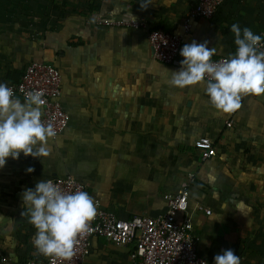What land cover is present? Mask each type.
<instances>
[{"label":"crops","instance_id":"crops-1","mask_svg":"<svg viewBox=\"0 0 264 264\" xmlns=\"http://www.w3.org/2000/svg\"><path fill=\"white\" fill-rule=\"evenodd\" d=\"M197 1L153 0L141 10L142 0H21L0 9V83L17 82L30 61H44L60 71V102L70 115L63 133L49 139L48 157L21 153L0 168V264L46 258L31 243L36 230L21 215L22 193L63 175L82 182L100 207L120 218L165 213L166 196L185 182L183 215L200 236L198 254L214 261L232 249L241 264H264V94L246 96L236 112L221 114L203 83L169 85L165 69L178 71L183 57L159 61L148 40L152 28H161L179 34L181 48L207 41L216 49L212 58L229 57L237 47L232 24L264 31V0H224L186 31L183 20ZM130 15L147 27L93 22ZM203 136L212 142L206 159L195 147ZM133 249L94 236L82 264H136Z\"/></svg>","mask_w":264,"mask_h":264},{"label":"clouds","instance_id":"clouds-1","mask_svg":"<svg viewBox=\"0 0 264 264\" xmlns=\"http://www.w3.org/2000/svg\"><path fill=\"white\" fill-rule=\"evenodd\" d=\"M153 0H142L140 9L146 10ZM132 21L136 18L132 15ZM230 31L237 46L234 54L218 62H212L216 49L207 47V41L193 40L180 50L183 57L178 71L171 74L169 85L179 89L203 83L209 104L221 114H231L241 108L246 96L264 94V50L261 35L234 23ZM207 77V80L205 78ZM42 91L25 93L23 101L5 83H0V168L6 158L48 157L50 138L57 133L51 124L41 117L46 101ZM42 162V160H41ZM43 163V162H42ZM28 173L34 171L29 167ZM21 215L28 218L36 232L32 245L38 255L70 261L78 238L92 231L90 224L97 215L94 198L84 190L66 193L52 180H40L35 188L22 193ZM242 204V202H241ZM26 206V207H25ZM236 210L243 214L241 205ZM214 264H241L240 257L232 249L214 256Z\"/></svg>","mask_w":264,"mask_h":264},{"label":"built area","instance_id":"built-area-1","mask_svg":"<svg viewBox=\"0 0 264 264\" xmlns=\"http://www.w3.org/2000/svg\"><path fill=\"white\" fill-rule=\"evenodd\" d=\"M224 0H198L189 9L183 20V29L189 30L194 18H211ZM94 24L101 27H129L145 28L147 23L143 19H109L96 17ZM261 35V49L264 50V31ZM148 40L155 59L164 63H172L177 59L181 48V36L165 31L161 28H152L148 32ZM226 56L211 58L212 62L226 59ZM207 80V77L205 78ZM60 71L44 62L30 61L17 82L7 85L13 89L14 95L21 100L29 91H42L46 104L43 106L42 121L51 124L57 135L63 133L67 127L70 115L62 108ZM232 120H228L230 125ZM195 147L200 150L201 158L206 159L212 154V142L208 137H199ZM192 175H189V179ZM61 191L72 193L77 190L86 191L85 185L72 175L53 176L49 178ZM47 179V180H49ZM187 183L183 182L175 194L166 196L167 209L165 213L149 216L140 215L132 218H120L113 212L105 210L95 201L97 215L91 222L92 231L78 238L74 247V255L70 261H61L55 257H46L43 260L31 261L28 264H82L89 253L91 238L99 236L115 245L132 243L134 249L130 254L136 264H214V261L203 258L198 254L200 236L193 231V224L189 217L183 214L188 209L186 194ZM206 215L211 209H204ZM181 214V215H180ZM180 215V216H179Z\"/></svg>","mask_w":264,"mask_h":264},{"label":"rangeland","instance_id":"rangeland-1","mask_svg":"<svg viewBox=\"0 0 264 264\" xmlns=\"http://www.w3.org/2000/svg\"><path fill=\"white\" fill-rule=\"evenodd\" d=\"M21 0H0V9L3 10L4 5H18Z\"/></svg>","mask_w":264,"mask_h":264},{"label":"trees","instance_id":"trees-1","mask_svg":"<svg viewBox=\"0 0 264 264\" xmlns=\"http://www.w3.org/2000/svg\"><path fill=\"white\" fill-rule=\"evenodd\" d=\"M223 5V4H222Z\"/></svg>","mask_w":264,"mask_h":264}]
</instances>
